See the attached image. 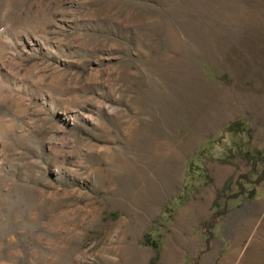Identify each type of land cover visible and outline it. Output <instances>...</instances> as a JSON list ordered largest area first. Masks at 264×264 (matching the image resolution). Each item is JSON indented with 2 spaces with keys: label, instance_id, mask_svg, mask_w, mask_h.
I'll list each match as a JSON object with an SVG mask.
<instances>
[{
  "label": "rangeland",
  "instance_id": "374dc122",
  "mask_svg": "<svg viewBox=\"0 0 264 264\" xmlns=\"http://www.w3.org/2000/svg\"><path fill=\"white\" fill-rule=\"evenodd\" d=\"M0 264H264V0H0Z\"/></svg>",
  "mask_w": 264,
  "mask_h": 264
},
{
  "label": "trees",
  "instance_id": "16d2710c",
  "mask_svg": "<svg viewBox=\"0 0 264 264\" xmlns=\"http://www.w3.org/2000/svg\"><path fill=\"white\" fill-rule=\"evenodd\" d=\"M237 132L240 133V131H237ZM247 136H248V135H247ZM148 241H149V239H148ZM149 244H151L153 247H157V246H156V243H155L154 241H151Z\"/></svg>",
  "mask_w": 264,
  "mask_h": 264
}]
</instances>
